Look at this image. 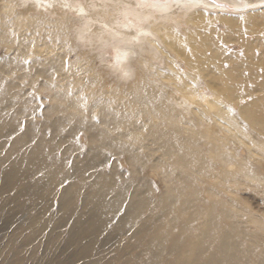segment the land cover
<instances>
[{
	"label": "rangeland",
	"instance_id": "rangeland-1",
	"mask_svg": "<svg viewBox=\"0 0 264 264\" xmlns=\"http://www.w3.org/2000/svg\"><path fill=\"white\" fill-rule=\"evenodd\" d=\"M144 1L164 4L179 0ZM218 2L219 9L225 11L222 16H212L201 27L189 22V28L195 31L197 40L203 33L209 34L208 56L218 53L220 63L227 68L237 62L241 76L250 80L245 88L233 92L235 97L218 100L236 121L237 129L216 111L204 109V118H197L191 102L181 104L173 77L162 75H169L167 70L188 73L190 69L183 61L177 70L165 59L152 58L151 68H141L155 84V88L143 90L152 98L136 102L126 89V94L114 95L111 91L117 89H96V84H90L92 68L98 69L101 64L100 53L91 55L87 46L79 44L80 38H72V30L70 38L60 43L56 37L62 35L56 22H47L49 18L0 22V65H5L4 71L0 70L1 171L20 164L22 155L31 156L41 137L45 141L41 146L52 145L43 149L45 165L30 168L25 181L29 187L20 200L6 205L0 214V264H122L127 256L141 251L145 255L148 243L160 242L163 236L167 241L160 264H193L208 254L205 246L217 244L224 234L237 264H264V125H254L242 112L264 98V0H251L249 6L238 9ZM73 23L65 22L63 27L71 28ZM75 23L77 28L81 24ZM179 30L183 34L187 31L186 27ZM48 45L61 53L53 57V48ZM107 51L108 58L114 55L111 48ZM178 59L182 58L174 57L173 62ZM191 72L186 76L188 89L201 99L214 98L211 86L205 84L210 76L204 78L198 69ZM104 77L116 78L113 74ZM89 84L92 89H85ZM259 104L264 105L263 101ZM182 108L188 117H184L183 125L191 126L188 131L173 129L164 116ZM151 109L155 116L150 114ZM58 116L64 121L52 132L44 123ZM90 122L99 130L93 141L85 128ZM24 135L28 137L25 143L19 140ZM17 139L18 147H14ZM91 144L98 149L87 152ZM101 173L108 176L106 201L110 208L121 206L125 211L135 193L145 202L136 206L129 220L108 223L101 235L100 231H88L90 225L80 229L85 230L81 238L75 229L73 236L72 220L65 225L66 207H75L73 217L81 216L86 224L95 219V213L87 211L85 203H66L60 208L64 189L79 183L75 196L87 195L83 185L96 184ZM15 186L6 189L3 196L18 194L19 185ZM4 203L0 200V206ZM144 222L155 228L145 229ZM143 230L144 234H133ZM139 237L141 242L133 244ZM16 238V248H10ZM176 241L178 245L173 244ZM200 244H204L203 251L198 250Z\"/></svg>",
	"mask_w": 264,
	"mask_h": 264
},
{
	"label": "bare ground",
	"instance_id": "bare-ground-1",
	"mask_svg": "<svg viewBox=\"0 0 264 264\" xmlns=\"http://www.w3.org/2000/svg\"><path fill=\"white\" fill-rule=\"evenodd\" d=\"M218 1H224L230 5H235L236 9H238L241 6H249L251 0H179L164 4L150 3L144 0H86L85 2L70 0H0V22H40L38 21V17L49 18L46 19L47 22H56V26L62 35L56 37V42L60 43H63L64 38H70L72 30V34L74 35L72 38L75 40L80 38L83 42L77 40L80 42L78 43L87 46L91 55L94 53L93 55L95 56L100 53L101 64L98 69L92 68L93 76L91 77L90 84L92 82L96 84V89L100 87L117 89L111 91V94L114 95H124L126 94L124 92L126 89L128 91L127 94L130 93L136 102L142 99L150 100L152 95L146 94L143 90L155 88V84H153L152 80L142 71V67L147 65V68H151L150 66L153 65V59L160 58L165 59L169 67H175L178 70L181 68L180 61H183V64L190 69L188 73L184 74L178 71L174 72V70H167L166 72H168L169 75H162L166 76L164 78L173 77L172 79H174L177 90H179L181 94V104L187 105L191 102L196 115L195 117L197 118H204V111L208 108L213 112L216 111V115L227 118L237 129L238 125L235 123L236 121L230 118L225 110L219 106L218 100L220 97H235L236 95H234L233 92L235 91V93H237L238 89L245 88V84L250 80L241 76L239 72L240 66L237 62L233 67L227 68L220 63L222 57L218 53L208 56L207 48L211 46L209 34L203 33V37H201L202 40H197L195 31H191L189 28V22L201 27L205 21L209 22L212 16H222L225 11L219 9L221 7H219ZM46 12H51L54 17H49L50 15ZM10 17L13 18L9 20ZM51 18L56 19L52 20ZM65 22H74V27L72 25L71 28L68 27L70 30L64 28L63 24ZM75 22H81L80 26H78L79 29L76 27ZM181 27H186V33L183 34L180 32L179 29ZM74 39L70 42L71 44L74 43ZM48 46H52L53 48L52 53L49 52L53 57L61 53L58 51L59 48L53 45ZM108 48H111L114 52V55L110 56V58L106 55ZM138 55H140V57L136 59ZM52 56H49L50 60ZM148 56L151 58H148ZM174 57L182 59H178L177 63H174ZM196 59H199V61ZM235 60L236 59L233 61ZM4 67L5 65H0V70L4 71ZM195 69H198L204 78L207 77V75L210 76L209 79L205 78V84L211 86L210 88H212L215 95L214 98L205 96L201 99L197 92H193L190 88L188 89L189 80L186 76H191V71ZM104 74H113L116 78L110 80L105 78ZM7 83L11 84V81H7ZM90 84L87 85L85 89H92ZM262 101L264 103V98L263 100L254 101L250 106L242 109L243 114L249 117L254 125H256V123L264 125V122H262V120L264 121V105L262 106L259 104ZM194 102H197L198 105H194ZM150 114H154L155 116L157 113L151 109ZM185 114H187V111L185 108H182L176 113H167L164 116L169 119L168 122L173 129L177 131H188L191 129L190 124L183 125V122L186 123V121H183L184 117H187ZM48 115L49 113L47 116ZM66 116L69 117V113ZM170 117H172V119ZM62 121H64V118L58 116L44 124L52 128V132H55L56 125ZM85 128L89 133V139L93 141L99 133L96 123L90 122L85 125ZM27 138L28 137L24 135L20 137L19 140L25 143V141L28 140ZM18 142L17 139L14 143V147H18ZM42 142H45L43 137L33 146L30 154L31 156L24 154L19 158L20 164L15 166L11 165L12 167L9 169L5 168V172L1 171L0 166V200L6 202L0 206V214L5 209L6 205H9L15 200H20L21 193L25 192L27 187H29L27 185L28 182L25 181L28 178V172L31 170L30 168L43 167V165H45L47 157L42 155V153H45L43 149L44 147L49 149L52 145L46 143L47 145L41 146ZM86 149L87 152H90L97 150L98 147L96 144H91L88 145ZM11 155L12 152L10 151V154H7L5 159L8 160L11 158ZM63 176L67 177L68 174L66 173ZM107 180V174H99L97 179L98 185H96L97 183L94 185H83L87 188V195L85 194L82 197L75 196V191L77 188H80L79 183H71L64 189V194L59 202L60 208H62L61 206L64 207L66 203H70L71 205L85 203L88 209L87 211L95 213V219L88 221L86 224L84 220L81 219V216L73 217L76 211L75 207H73V209L66 207L65 225L72 220L70 226L71 235H76V233H74L75 229V231L79 233V238H81L85 230L80 229L90 225L91 229H87L88 231L92 233L93 231L95 232V230L100 231V233H98L101 235L105 232L108 223H111L115 219H118V222H121L123 219L129 220L132 216V212L134 213L136 211V206H138L139 203L145 202L143 198L140 200L135 193L131 197L130 203L125 211H122L121 206L116 209L110 208V205L106 201V197L109 193V184ZM15 185H19L18 194L10 196L8 193L6 196H3L6 193L5 191H7L6 189L14 188ZM11 190L8 191L10 192ZM29 194L31 193L29 192ZM73 196L75 199L72 198ZM73 199L74 201H72ZM16 215L17 214H15V217H12V221L16 220ZM142 225L147 230L153 227L145 222ZM54 227L56 228L57 226ZM154 228L155 227H153V229ZM144 232H146V230H143V233L141 231H134L133 234L137 236V234H144ZM221 238L220 242L214 244L212 247L205 246L206 249L203 247L204 244H200L198 250L203 251L204 248V251L208 250V254L204 256V258L197 259L193 264H237L236 255L230 252V248L224 241L225 234L222 235ZM109 239L105 238V240ZM16 240L17 238L10 242V248H16ZM159 241L160 242H154V240H152L150 244L148 243V248L144 247L148 250L145 252V255L144 251H141L135 256H127L122 264H138L139 259L141 261L139 263L141 264L162 263L164 260H162L163 256H161V251L167 238L165 239V236H163ZM139 242H141L140 237L139 240L137 239L136 243L134 241L133 244L137 245ZM173 244L178 245L177 241ZM165 250L166 249H164V251ZM164 253L167 254L166 252ZM222 260H225V263H223ZM8 263L17 264V262L14 261H9Z\"/></svg>",
	"mask_w": 264,
	"mask_h": 264
}]
</instances>
